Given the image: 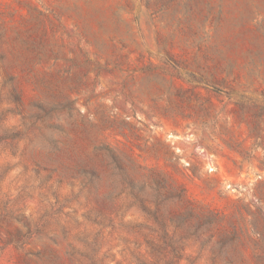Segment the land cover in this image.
Returning <instances> with one entry per match:
<instances>
[{
	"label": "rangeland",
	"instance_id": "374dc122",
	"mask_svg": "<svg viewBox=\"0 0 264 264\" xmlns=\"http://www.w3.org/2000/svg\"><path fill=\"white\" fill-rule=\"evenodd\" d=\"M0 264H264V0H0Z\"/></svg>",
	"mask_w": 264,
	"mask_h": 264
}]
</instances>
